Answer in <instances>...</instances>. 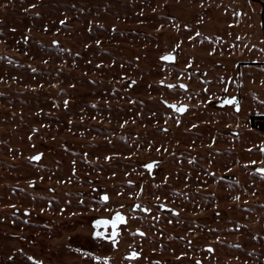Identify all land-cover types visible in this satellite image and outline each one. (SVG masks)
<instances>
[{
  "label": "rangeland",
  "instance_id": "obj_1",
  "mask_svg": "<svg viewBox=\"0 0 264 264\" xmlns=\"http://www.w3.org/2000/svg\"><path fill=\"white\" fill-rule=\"evenodd\" d=\"M263 9L0 0V264H264Z\"/></svg>",
  "mask_w": 264,
  "mask_h": 264
},
{
  "label": "snow or ice",
  "instance_id": "obj_2",
  "mask_svg": "<svg viewBox=\"0 0 264 264\" xmlns=\"http://www.w3.org/2000/svg\"><path fill=\"white\" fill-rule=\"evenodd\" d=\"M161 59L172 61V60L175 59V57L171 53H169V54H167L165 56H162ZM161 83H163V82H161ZM168 87H174V86L173 85H168ZM181 87H185L186 88L187 86L186 85H181ZM224 103L230 104V105H234L236 110L239 111V102L236 101L234 98L226 99L224 101ZM171 107L175 108L177 112H183L187 108L186 105L182 106V107H176V105H171ZM35 159H40V156L35 157ZM145 167L148 168V169H152L153 164H151V163L146 164ZM262 171H264V170H262ZM103 199L106 201V200L109 199V197L105 194ZM137 207H139V205H137ZM126 222H127L126 221V217L124 215H122L121 213L117 212L113 219H97V220L94 221V224H95V226L97 228H99L101 226H104L105 228H107L109 225H111L112 234H111L110 237H107V238L111 239L113 243H116L115 237H117V235H118L117 227H118V225H120L122 223H126ZM142 234L143 233H141V235ZM102 235H104V233H101L100 231L95 232V236L96 237H100ZM131 255H132V257H137L139 254L136 253V252H133ZM38 264H40V262H38Z\"/></svg>",
  "mask_w": 264,
  "mask_h": 264
},
{
  "label": "flooded vegetation",
  "instance_id": "obj_3",
  "mask_svg": "<svg viewBox=\"0 0 264 264\" xmlns=\"http://www.w3.org/2000/svg\"><path fill=\"white\" fill-rule=\"evenodd\" d=\"M233 98H234L236 101L238 100L236 96H234ZM115 214H116V213L112 214V215L109 216V217H107V216H106V217H99V218H97V219H113V218L115 217ZM97 219H96V220H97ZM94 221H95V220H94ZM94 221L92 222V225H93V227L95 228V231H96V232H97V231H100L101 233H104V235L100 236V238H101L102 240L106 241V242H112L111 239H108V238H107V237H110L111 234H112V228H111V225H109L107 228H105L104 226H101V227L97 228V227L95 226V224H94ZM126 221H127V219H126ZM122 224H125V223H122ZM122 224H120V225H122ZM120 225H118V227H117L118 235H117V237H115L116 241H117L118 236H119V233H120V229H119ZM112 243H113V242H112Z\"/></svg>",
  "mask_w": 264,
  "mask_h": 264
},
{
  "label": "water",
  "instance_id": "obj_4",
  "mask_svg": "<svg viewBox=\"0 0 264 264\" xmlns=\"http://www.w3.org/2000/svg\"><path fill=\"white\" fill-rule=\"evenodd\" d=\"M262 24H263V27H264V9L262 10ZM37 156H40L41 157V155H37ZM36 156V157H37ZM36 160H39V159H36ZM153 168V167H152ZM120 213V212H119Z\"/></svg>",
  "mask_w": 264,
  "mask_h": 264
}]
</instances>
